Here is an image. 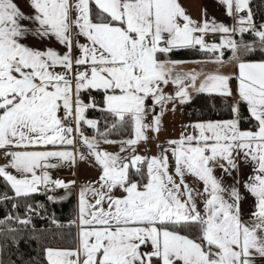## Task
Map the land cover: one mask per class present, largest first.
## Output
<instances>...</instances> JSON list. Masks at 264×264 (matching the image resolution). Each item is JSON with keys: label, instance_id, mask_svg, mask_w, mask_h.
I'll return each mask as SVG.
<instances>
[{"label": "snow or ice", "instance_id": "snow-or-ice-1", "mask_svg": "<svg viewBox=\"0 0 264 264\" xmlns=\"http://www.w3.org/2000/svg\"><path fill=\"white\" fill-rule=\"evenodd\" d=\"M219 3L236 26L207 19L206 10L197 23L178 0H29L32 14L14 0H0V150L7 159L0 178L16 197L42 187H73L75 181L53 179L48 169L74 165L77 156L87 158L67 150L75 147L76 136L101 170L95 182L99 187L80 189L78 232L69 240L74 246L45 247L47 264H257L264 259V61L243 60L241 52L246 56L256 48L232 38L251 33L264 51V25L254 24L249 0ZM208 33L224 36L219 44H209ZM29 37L40 43L54 39L65 51L33 47L24 42ZM197 46L219 53L210 61L218 65L225 63L221 49L229 48L237 75L182 71L181 62L160 58ZM232 79L238 81L233 119L190 125L195 135L168 140L157 156L135 154L150 139L148 132L159 134L169 103H188L190 88L230 98ZM168 85L174 94L165 93ZM93 91L103 93L99 110L113 118L111 129H131L132 137L119 141L120 152L130 155L100 149L101 142L116 143L108 132L99 133L101 140L84 135L82 125L98 129V121L85 115L99 107ZM82 93L89 94L90 102ZM241 103L255 122L252 129L240 127ZM156 106L160 112L146 123ZM241 162L251 165L242 184L254 198L247 217L238 176L225 185L215 174L217 168L228 176L238 174ZM186 176L201 182L202 191L190 186ZM117 190L121 195H115ZM48 199L55 202L53 196ZM15 219L31 223L30 218Z\"/></svg>", "mask_w": 264, "mask_h": 264}, {"label": "trees", "instance_id": "trees-1", "mask_svg": "<svg viewBox=\"0 0 264 264\" xmlns=\"http://www.w3.org/2000/svg\"><path fill=\"white\" fill-rule=\"evenodd\" d=\"M95 10V6L92 5ZM249 8L252 12L253 22L256 26L264 25V0H249ZM233 39L238 43L243 40L245 43H252L256 51L243 55L246 60H264V51L255 41L251 33H244L243 36L234 34ZM223 58H227L229 50H224ZM218 53L201 51L199 46L195 48L176 49L167 56L161 55V59L170 60H194L212 59ZM98 108L89 109L86 118L98 121V129H92L83 125L82 129L86 134L108 132V137L115 140H124L131 136V129L127 126L123 129H111L113 118L107 113L99 110L102 107L103 93L93 91ZM85 103L90 102L89 94L82 93ZM232 98L222 97L214 93H193L191 100L182 105L184 118L189 121L200 120H221L232 116ZM241 114L240 127L252 129L254 121H251L247 107L244 103L239 105ZM59 191H47L43 189L28 197H16L14 191L6 182L0 178V220L5 221L0 225V264H47L45 259V247L71 248L74 245L69 243L75 235V196L71 190L63 200L48 199V196H55ZM7 196V199L4 196ZM35 212V215L26 214V210ZM13 217L9 220L8 217ZM30 218L31 223L27 226L21 225L15 219ZM55 221V222H53ZM8 228L16 229L9 232Z\"/></svg>", "mask_w": 264, "mask_h": 264}, {"label": "crops", "instance_id": "crops-1", "mask_svg": "<svg viewBox=\"0 0 264 264\" xmlns=\"http://www.w3.org/2000/svg\"><path fill=\"white\" fill-rule=\"evenodd\" d=\"M14 2L17 3L18 7L25 14H32L33 13V9L30 7L29 0H14ZM178 2L185 9L186 14L189 15L190 18L192 20L196 21L197 23H202L203 19L205 18L204 17V10H206L207 19H209V20L214 19L217 23H223L224 25L229 26V27L236 26V19L234 17L228 16L226 14L225 6L222 5L221 3H219V0H178ZM246 14H247L246 12H242L239 15H246ZM72 15L74 18L75 12H73ZM22 23L27 24L28 22H22ZM196 35H200V34L196 33ZM210 35L216 37L215 41L211 40ZM223 36H224V34H221V33H215V34L208 33L204 36V38H205V41L209 44H211V43L219 44L221 42V40L223 39ZM232 38H233V36H232ZM79 39H80L81 43L85 42L83 37H80ZM24 42L28 45H31V46L39 48V49H44L45 47H51V48H53V49H55L61 53H63L65 51L63 46L59 45L54 39L46 40L43 43H40L36 39H32L31 37H29ZM224 50H229L230 52H229V55L227 58H223V60L225 61V63L223 65L211 63L210 62L211 59H209V60H206V59L182 60V62H185L186 64L192 63L194 65H197L196 71H204V72L211 73L212 69H213L211 67L213 66L215 69H218L220 71L223 69V71H224L223 74L235 77V75H237V73H238V69L236 67L235 61L230 59V57L232 56V52L229 48L221 49V51H224ZM242 54L243 53L241 52V55ZM218 55H219V53H218ZM243 60H245L247 62L264 61V60H246V59H243ZM228 62H229V65H228ZM215 69L213 71H216ZM56 70L62 71V69H59V68ZM190 70L191 69H188V71H190ZM192 70H195V69H192ZM230 87L233 90V96L231 98H234L237 100L238 97L236 95V89L238 87V81L236 79H232L230 81ZM246 107H247V105H246ZM155 113H156V109H155ZM222 120L223 119L218 120V121H222ZM195 122H197V121H192L191 123H195ZM241 129L242 130H248V129H244V128H241ZM176 140H178L177 137H176ZM13 150H15V149H13ZM29 150H33V149H29ZM35 150H43V149H35ZM67 150L76 151L72 147L67 148ZM52 162H55V161H52ZM173 165H174V161H173ZM173 165H172V167L169 168L170 172H172ZM9 169L11 170V171H9L10 173H12L13 175H17L19 177L18 173H16L11 168H9ZM49 170L50 169H48V171ZM53 170L59 176V178L61 180L65 181V182H69V181H75L76 182L73 187H71L67 190H65V189H55L54 190V191H59V194H56L54 196L55 200H63L67 197L68 193L71 190L74 192V196H75V234H76L78 232L77 226L79 224L78 208H79V192H80V189L82 186L87 185V184H93L96 187H99V185L96 184L95 182L98 180V178L101 174V170L99 169V167H96V168H86L85 167V168H82L80 171H78L77 167H74L73 165H69L67 163H65L61 167L55 168ZM215 174L217 175V177H222V182L225 185L233 184L234 178H236L238 176V178L241 181V185H239L240 191L242 193V196L244 197V199L242 200V208H243V212H244L245 217H247L250 213V210H253L252 206L254 204V198L251 197V195L245 191L242 184H243V181L251 174V165L250 164L245 165L243 162H241L239 173L237 174L236 172H233L232 176H228V175L224 174L218 168H217ZM188 179L190 181L195 180L197 183L194 184L195 187H193V188H196V189L202 191L203 185L201 182L197 181L194 177L186 176L185 177L186 182ZM41 189H44V188L42 187ZM115 195L119 196V195H121V193L117 190L115 192ZM89 200L91 201L92 197H89ZM197 204L199 207H201V208L203 207L202 200L199 198L197 199ZM257 264H264V259L258 258Z\"/></svg>", "mask_w": 264, "mask_h": 264}, {"label": "rangeland", "instance_id": "rangeland-1", "mask_svg": "<svg viewBox=\"0 0 264 264\" xmlns=\"http://www.w3.org/2000/svg\"><path fill=\"white\" fill-rule=\"evenodd\" d=\"M212 36V35H210ZM209 60V59H206ZM173 61H178L181 62L179 64L178 70H182V71H188V69H197V65L194 64H186L185 62H182V60H173ZM229 65V62H228ZM190 67V68H189ZM212 72L215 68L212 66ZM216 71H219L221 73H223V69L220 71L218 69H215ZM199 80L197 81V86L199 85ZM164 91L166 94H174V86L173 85H168L167 87L164 88ZM190 94L192 95L193 93H195L196 91H194L193 89H189ZM236 99L232 98V104L235 103ZM149 105H151V100H149L147 102ZM173 107L175 108V110L173 111ZM156 113H152L151 111V116L153 117L154 114H158L160 112V108L158 106H156ZM162 119V127H161V131L159 132V134H155L152 132H148V136H149V140L147 143H140L137 146L136 149V153L138 155L141 156H146V157H153V156H157L160 152H161V148L164 147H168L167 141L168 140H176L180 139L179 137H181V135H187V134H193L195 135L196 132L195 130L190 127V125H194L196 123H200V122H208V121H218V120H200L199 122H195V123H191L188 122L184 116H183V111H182V105L179 104L178 102L174 104L169 103L164 111L163 116L161 117ZM233 119V113L232 116L230 118L227 119H223L222 121L225 120H230ZM84 132V131H83ZM84 135L88 136L89 138H96L97 140H101V136L97 137L94 134H86L84 132ZM132 137V134L129 138ZM109 140L112 141H116V143H111V144H107V143H100V149L110 152V153H119L122 157L123 156H128L131 153L129 152H120V143L119 141L121 140H115L111 137H108ZM128 139V138H127ZM80 137L76 136V145L74 147V149L76 150V152H83L85 154V156L87 157L84 160H80L79 157L77 156V160L76 163L73 165L74 167L78 168V171H80L82 168H96L98 167L95 163V161L92 159V157L88 156V150L85 146H83L82 144L79 143ZM72 151V150H69ZM169 162H170V167H172L173 165V159L171 157V154L169 153ZM8 171H11L10 169H8ZM51 176L53 179H60L59 176L54 172L53 169L49 170ZM39 174V171H38ZM187 183L190 184L192 187H195V183H197L195 180L190 181L189 179L187 180Z\"/></svg>", "mask_w": 264, "mask_h": 264}, {"label": "built area", "instance_id": "built-area-1", "mask_svg": "<svg viewBox=\"0 0 264 264\" xmlns=\"http://www.w3.org/2000/svg\"><path fill=\"white\" fill-rule=\"evenodd\" d=\"M212 41H215L216 37L214 36H210ZM152 120V116H151V112L150 114L146 117V123H150ZM7 163V159L4 157V150H0V166L4 165ZM43 189H40V191H42ZM26 214H32L35 215V212L30 211V210H26Z\"/></svg>", "mask_w": 264, "mask_h": 264}]
</instances>
